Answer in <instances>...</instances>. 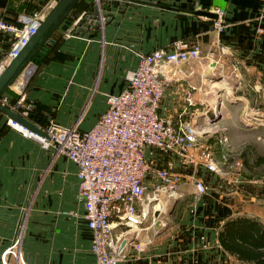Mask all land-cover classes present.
Segmentation results:
<instances>
[{
    "label": "crops",
    "instance_id": "1",
    "mask_svg": "<svg viewBox=\"0 0 264 264\" xmlns=\"http://www.w3.org/2000/svg\"><path fill=\"white\" fill-rule=\"evenodd\" d=\"M34 1L46 2L48 11L56 0ZM90 1L81 0L84 7ZM102 3V29H82L79 36H68L72 20L82 10L75 7L68 15L67 28L52 33L53 41L43 57L30 73L17 75L2 101L9 105L24 97L47 108L56 123L84 131L106 109L107 95L124 88L126 72L136 67L139 52L168 47L179 38L198 41L204 53L215 49L212 65L205 59L169 64L170 78L157 107L158 115L174 124L189 121L203 129L196 146L167 151L143 146L148 164L144 181L150 197L143 212L155 202L150 190L160 181L156 171L167 169L180 178L170 213L158 214L155 222L147 220L134 229L117 224L115 211L113 233L120 242L126 240L120 264H240L219 244L217 226L224 218L241 213L264 220V180L245 176L238 162L224 174L208 170L205 162L210 154L214 156L213 148L225 149L221 135L227 133L230 139L220 124L264 119L263 0ZM33 4L30 0H0V15L15 21L19 12ZM214 6L224 9L226 24L220 31L213 28V16L195 12L212 11ZM218 42L228 51L221 53L215 45ZM8 47L6 35L0 33V54ZM216 74L224 78L213 81ZM225 78L235 88L228 99L218 88H230ZM8 119L0 110V253L12 242L21 207L27 203L21 248L29 264H96L90 250L92 231L78 197L77 165L53 146L43 148L8 125ZM195 178L203 181L205 192L197 194Z\"/></svg>",
    "mask_w": 264,
    "mask_h": 264
},
{
    "label": "built area",
    "instance_id": "2",
    "mask_svg": "<svg viewBox=\"0 0 264 264\" xmlns=\"http://www.w3.org/2000/svg\"><path fill=\"white\" fill-rule=\"evenodd\" d=\"M30 1L34 4L19 12L15 21H7L0 15V33L6 35L9 41L8 49L0 54V72L27 42L47 12L44 6L39 8L36 1ZM212 11L216 14L212 17L213 28L220 31L226 24L224 9L214 6ZM263 15L264 0L260 12V16ZM104 22L102 0H91L77 13L72 20L73 29L66 34L79 36L78 31L82 29H102ZM215 45L221 53L228 51L222 43ZM215 54V49L204 53L201 43L188 38L175 39L168 47L139 52L136 67L126 72L124 88L107 95L106 109L94 125L84 131L78 130L76 125L56 123L47 111H44V123L31 119L29 111L34 103L24 97L9 104L13 110L44 129L48 137L31 130L25 132L8 119L10 126L34 138L43 148L53 146L77 165L78 197L84 206L86 224L92 231L90 250L96 264H120L124 246L113 233L115 211L118 212L117 224L139 229L144 221L155 222L157 215L164 213L167 204L176 198L179 176L167 169H159L156 174L160 181L153 183L150 190L155 202L147 212H143L144 203L150 200L149 187L144 181L148 164L143 146L151 144L165 151L196 146L203 129L189 121L174 124L171 119L159 116L157 107L170 78L167 75L169 64L203 59L210 64L216 60ZM214 111L218 113L216 107ZM219 141L225 147L230 145L226 133L219 137ZM222 155L226 156V152L223 151ZM205 165L213 172H228L221 168L219 160L212 154ZM193 183L197 194L205 192L201 179L195 178ZM28 205L25 203L21 207L15 236L0 253L1 264H29L21 248ZM136 248L140 249V245L136 244Z\"/></svg>",
    "mask_w": 264,
    "mask_h": 264
},
{
    "label": "water",
    "instance_id": "3",
    "mask_svg": "<svg viewBox=\"0 0 264 264\" xmlns=\"http://www.w3.org/2000/svg\"><path fill=\"white\" fill-rule=\"evenodd\" d=\"M78 1L79 0H56L41 19L40 24L30 35L27 42L0 72V110L13 121L46 137H48V134L44 129L3 102L2 94L7 90L19 73H30L33 70L41 55L53 41L52 33L57 28L66 29L69 25L70 19L68 15L72 13ZM195 12L208 16H216L214 12L203 9H197ZM125 242L126 240L124 239L121 242V246H124Z\"/></svg>",
    "mask_w": 264,
    "mask_h": 264
},
{
    "label": "trees",
    "instance_id": "4",
    "mask_svg": "<svg viewBox=\"0 0 264 264\" xmlns=\"http://www.w3.org/2000/svg\"><path fill=\"white\" fill-rule=\"evenodd\" d=\"M45 3L39 2L37 7H43ZM75 7L84 8L81 0L77 2ZM43 55L44 53L41 57ZM33 103L34 106L29 111V116L42 124L46 121L44 111L50 114L51 112L44 106ZM241 154L243 156V168L248 170L247 172L243 171L246 176L250 178L256 176L254 172L257 167H261L260 170H257L258 174L264 171V153L256 154L251 161L244 152ZM216 237L221 247L233 255L240 264H264V220L260 217L246 213L228 216L218 224Z\"/></svg>",
    "mask_w": 264,
    "mask_h": 264
},
{
    "label": "rangeland",
    "instance_id": "5",
    "mask_svg": "<svg viewBox=\"0 0 264 264\" xmlns=\"http://www.w3.org/2000/svg\"><path fill=\"white\" fill-rule=\"evenodd\" d=\"M223 78L224 76H222L221 74L218 75L216 74L213 81L220 80ZM224 80H226L229 83L228 85L230 86V88L218 87L220 91L219 93H222L224 99H228L234 95L233 90L235 88L233 87L234 86L233 82H231L227 78H225ZM251 94H253L252 90H251ZM252 111L254 112V108L252 109ZM220 128L222 131H227L229 133L231 139V142L229 139V143H232V146L230 144L228 147H225V149L223 150L224 152H226V156L222 155L223 152L222 150L216 151L218 149L213 148V154L215 157L219 158V163L221 168L223 170L233 169V167L238 166V163H240V167L242 171L247 172L248 170L243 168L244 167L243 156L241 153L244 152L245 156L248 157L250 161L253 159V157H255L256 154L264 153V119H246V118L233 119V122L231 124H224V125L220 124ZM259 168L261 167H257V170H260ZM235 170L237 169H234V171ZM257 170L254 172V174H256L254 178H261L262 180H264V171L258 174ZM172 202L167 204L166 210L163 213L164 215H168L170 213V210L173 207ZM134 229L136 228L134 227ZM119 230L120 229H117V231L115 232H119Z\"/></svg>",
    "mask_w": 264,
    "mask_h": 264
},
{
    "label": "bare ground",
    "instance_id": "6",
    "mask_svg": "<svg viewBox=\"0 0 264 264\" xmlns=\"http://www.w3.org/2000/svg\"><path fill=\"white\" fill-rule=\"evenodd\" d=\"M212 68V67H211ZM222 83V82H221ZM226 87V86H225ZM10 119V118H9ZM10 121H12L14 123V125L18 126L19 128L23 129L25 132H30L29 129H27L25 126L21 125L20 123L13 121L12 119H10Z\"/></svg>",
    "mask_w": 264,
    "mask_h": 264
}]
</instances>
